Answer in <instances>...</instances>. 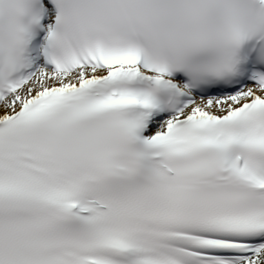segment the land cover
<instances>
[{"label": "snow or ice", "instance_id": "6c2138e0", "mask_svg": "<svg viewBox=\"0 0 264 264\" xmlns=\"http://www.w3.org/2000/svg\"><path fill=\"white\" fill-rule=\"evenodd\" d=\"M0 264H264V0H0Z\"/></svg>", "mask_w": 264, "mask_h": 264}]
</instances>
